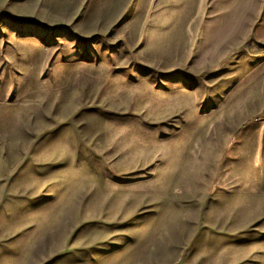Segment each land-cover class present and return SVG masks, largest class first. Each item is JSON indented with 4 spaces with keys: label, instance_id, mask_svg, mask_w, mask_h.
Listing matches in <instances>:
<instances>
[{
    "label": "rangeland",
    "instance_id": "rangeland-1",
    "mask_svg": "<svg viewBox=\"0 0 264 264\" xmlns=\"http://www.w3.org/2000/svg\"><path fill=\"white\" fill-rule=\"evenodd\" d=\"M264 0H0V264H264Z\"/></svg>",
    "mask_w": 264,
    "mask_h": 264
},
{
    "label": "crops",
    "instance_id": "crops-1",
    "mask_svg": "<svg viewBox=\"0 0 264 264\" xmlns=\"http://www.w3.org/2000/svg\"><path fill=\"white\" fill-rule=\"evenodd\" d=\"M260 35H264V29H261ZM262 157H263V162L261 165V188L264 189V147H263Z\"/></svg>",
    "mask_w": 264,
    "mask_h": 264
}]
</instances>
